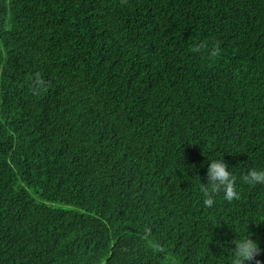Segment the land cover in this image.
<instances>
[{
    "label": "trees",
    "instance_id": "1",
    "mask_svg": "<svg viewBox=\"0 0 264 264\" xmlns=\"http://www.w3.org/2000/svg\"><path fill=\"white\" fill-rule=\"evenodd\" d=\"M253 167L264 0H0V264H264Z\"/></svg>",
    "mask_w": 264,
    "mask_h": 264
},
{
    "label": "clouds",
    "instance_id": "2",
    "mask_svg": "<svg viewBox=\"0 0 264 264\" xmlns=\"http://www.w3.org/2000/svg\"><path fill=\"white\" fill-rule=\"evenodd\" d=\"M206 163L208 164L206 171L207 181L201 182L199 175L201 191L204 193L203 204L209 207L212 206L214 194L221 189L225 200L232 201L237 198L238 193L234 186L235 176L223 157L207 158ZM243 179L250 183H264V167L250 168ZM231 243L235 247L229 248L231 252L230 264H245L246 261L253 260L260 252L259 244L252 239V234L240 235L237 233V238L232 240ZM256 264H260V261H256Z\"/></svg>",
    "mask_w": 264,
    "mask_h": 264
}]
</instances>
